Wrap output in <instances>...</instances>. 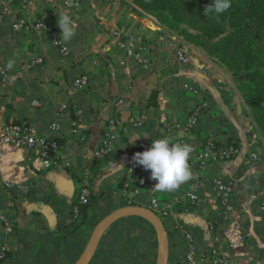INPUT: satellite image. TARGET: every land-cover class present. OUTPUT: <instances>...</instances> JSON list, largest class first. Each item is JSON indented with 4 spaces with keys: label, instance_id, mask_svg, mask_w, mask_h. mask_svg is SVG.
<instances>
[{
    "label": "crops",
    "instance_id": "obj_1",
    "mask_svg": "<svg viewBox=\"0 0 264 264\" xmlns=\"http://www.w3.org/2000/svg\"><path fill=\"white\" fill-rule=\"evenodd\" d=\"M100 2L101 12L95 18L94 8ZM60 5L61 0H33L28 8L17 5L0 29V63L14 60L12 70L21 75L13 86L0 85V126L9 121L26 122L38 134H45L57 122L55 132L64 160L62 166L47 168L36 152L0 143V202L14 226L8 235L10 249L0 264H77L95 227L111 212L129 205L147 207L153 197L170 202L191 187L199 192V200L187 211L176 208L177 215L167 219L169 264H176L188 250L175 221L194 233L200 252L216 249L229 264H264V177L260 175L264 165L249 158V153L260 147L257 134L247 129L250 108L223 67L200 48H195L193 61L184 64L163 43L160 52L153 53L150 72L133 61L120 66L123 55L114 47L110 26L117 22L126 26L133 12L127 3L114 0H83L80 9L69 12L79 28L67 42L71 48L68 58L61 55L51 35L12 28L17 17L25 16L32 23L45 11H51L50 18L58 26L64 10ZM106 17L111 23L106 24ZM58 31L61 35L60 27ZM149 35L152 32H144L147 42ZM83 73L90 75L89 85L72 92L74 79ZM187 82L196 90L185 89ZM154 93L156 104L150 102ZM206 101L204 114L193 130L177 127L190 110ZM64 104L68 107L62 110ZM141 114L147 119L137 126L134 120ZM111 119L116 121L117 135L113 152L105 159H95L94 151ZM78 126L80 132L75 133ZM81 134H86V140ZM229 136L237 139L239 154L201 169L196 161L204 144L209 139L222 140L221 146L231 144ZM162 137L189 143L195 149L189 161L192 178L170 192L157 191L150 170L133 159ZM86 167L92 175L94 199L83 212V223L77 225L73 206ZM217 176L236 180L233 216L225 217L214 198ZM6 183L27 185L30 192L23 194L7 188ZM140 225L131 220L122 233L123 222H113L89 264H153L149 244L145 251L144 243L136 239L135 229L149 239V227ZM4 236L0 221V240Z\"/></svg>",
    "mask_w": 264,
    "mask_h": 264
},
{
    "label": "built area",
    "instance_id": "obj_2",
    "mask_svg": "<svg viewBox=\"0 0 264 264\" xmlns=\"http://www.w3.org/2000/svg\"><path fill=\"white\" fill-rule=\"evenodd\" d=\"M33 4V0H3L0 3V29L4 24L5 19L13 12L15 6H21L22 8H28ZM82 5V0H62V6L67 10L79 9ZM144 13V12H143ZM151 19L154 20L155 25L149 28L153 29L152 35H149V44L153 43V48L157 45L168 46L176 58L184 63L189 64L193 61L192 53L189 51L191 47L189 43L185 41L177 32L165 28L155 17L145 13ZM51 11H45L36 17V20L32 23L28 22L25 16L17 17L12 23L14 30L28 29L34 32H44L51 35L55 43L60 48V53L64 58H68L71 55V48L68 43L64 42L60 37V33L57 28L50 21ZM126 30L122 28L113 29L114 47L117 51L121 52L123 57L119 58L120 66H128L130 61L140 66L144 70H148L151 66L153 59V50L146 44V40L139 41L137 36L132 30L124 35ZM164 34H162V32ZM21 77L18 70H9L6 62L0 63V85L13 86ZM90 75L83 73L77 76L72 84V92L86 88L90 83ZM184 88L187 90H196V88L189 82L184 84ZM120 103L123 100L119 101ZM208 105L207 101L198 104L187 115L185 122L177 127L180 129L193 130L198 124L199 120L204 114V109ZM68 106L64 104L62 110ZM147 119L146 114L137 116L134 120L135 125L142 126ZM253 126L256 127L255 122L248 126V130H252ZM59 124L53 123L50 125L49 131L45 134H38L37 131L26 122H13L9 121L0 126V143L2 144H14L24 147L28 150L34 151L40 156L47 168L59 167L64 164L62 157V145L57 137L56 130ZM253 131V130H252ZM74 132H80L79 126L74 128ZM86 134H81V139L86 140ZM116 135V121L110 120L105 133L99 143L98 147L94 151L95 159L107 158L114 149ZM239 154V148L233 144H226L224 146H218L215 139H209L202 147L200 154L197 158V165L201 169H206L210 162L213 161H227ZM250 160L264 164V147L253 150L249 153ZM136 169L133 168L132 172L135 173ZM92 175L90 170L86 167L82 172L81 189L77 196L76 204L73 206V216L77 218L80 214V208L83 205L90 203L92 198L91 179ZM7 188H12L15 191L23 194H28L30 188L23 184H5ZM235 188L236 180L225 179L217 176L213 180V195L218 201L223 215L229 217L236 212L235 205ZM200 198L199 192L195 187L188 188L185 192L175 197L170 202H163L158 197H153L149 201L147 208L154 211L161 218H170L175 216L174 211L176 208L181 207L184 211L188 210L191 204L196 203ZM261 209L264 211V202L261 204ZM74 218V219H75ZM0 221L4 224L5 234L0 240V259H5L10 249V241L8 235L14 232L13 219L11 215L3 209L0 202ZM175 228L178 229L184 237L188 245V250L178 260L176 264H229V261L224 257H221L217 250L214 249L210 253H203L198 250L196 238L193 232L184 227L183 224L176 221Z\"/></svg>",
    "mask_w": 264,
    "mask_h": 264
},
{
    "label": "trees",
    "instance_id": "obj_3",
    "mask_svg": "<svg viewBox=\"0 0 264 264\" xmlns=\"http://www.w3.org/2000/svg\"><path fill=\"white\" fill-rule=\"evenodd\" d=\"M131 1L144 11L157 16L170 30H179L187 42L196 45L209 56L223 63L228 70L237 76L236 79L243 76V79H240L241 94L251 109L250 125L252 122L256 124V127L253 126V131L257 134L255 140L260 148H263L264 0H231L229 10L218 18L204 13V9L213 0ZM156 97V93H154L150 101L152 104H156ZM228 140L229 143L238 147V141L233 136H229ZM222 142V140H216L218 146H221ZM260 175L264 177V166ZM93 199L92 197L90 203L80 208V214L74 220L75 224L83 223V212L86 208H90ZM119 220L123 222L122 233H126L131 220L140 222L141 227L149 226V239L147 236L143 238V241L138 239V236L136 239L143 242L146 247L148 244L151 246L152 241L157 246L156 232L146 219L139 216H128ZM163 220L166 228H170L167 219L164 218ZM135 232L139 233V230L135 229ZM135 232L133 231V233Z\"/></svg>",
    "mask_w": 264,
    "mask_h": 264
},
{
    "label": "clouds",
    "instance_id": "obj_4",
    "mask_svg": "<svg viewBox=\"0 0 264 264\" xmlns=\"http://www.w3.org/2000/svg\"><path fill=\"white\" fill-rule=\"evenodd\" d=\"M231 7V0H213L205 9V14L219 17ZM61 29L60 37L69 42L76 35L79 24L72 15L62 10L58 20ZM14 60H9L7 68L11 70ZM194 147L186 142L173 143L168 137L154 139L150 148L137 152L133 159L138 165L150 170L151 178L157 183L154 188L160 192H170L178 189L181 184L192 178L190 157Z\"/></svg>",
    "mask_w": 264,
    "mask_h": 264
},
{
    "label": "water",
    "instance_id": "obj_5",
    "mask_svg": "<svg viewBox=\"0 0 264 264\" xmlns=\"http://www.w3.org/2000/svg\"><path fill=\"white\" fill-rule=\"evenodd\" d=\"M128 216H139L146 219L154 228L158 244V259L156 264H169L171 255V244L169 232L165 226L163 218L157 215L151 209L139 206L129 205L116 209L102 219L95 227L91 238L77 264H89L94 251L106 229L116 220Z\"/></svg>",
    "mask_w": 264,
    "mask_h": 264
},
{
    "label": "rangeland",
    "instance_id": "obj_6",
    "mask_svg": "<svg viewBox=\"0 0 264 264\" xmlns=\"http://www.w3.org/2000/svg\"><path fill=\"white\" fill-rule=\"evenodd\" d=\"M115 2H118V3H127L129 6H130V8H129V10L131 11V12H133L132 14L133 15H131V19H129L128 18V16H127V18L129 19V23L128 24H126V26H120V24L117 22V23H111L110 22V20H111V18L110 17H106V18H108L107 20H108V23H106V24H109V23H111V26H110V29H112L111 30V32H113V29H115V28H122V29H124V30H126V29H128V28H132V29H130V30H132L133 31V33L137 36V39L139 40V41H144V40H146L147 41V38H143V36H144V32H150V31H153V29H150L149 28V24H151V27H153V26H156L155 25V22H154V20L153 19H151L150 17H148V15H145V13H147V14H149V15H151V16H153V17H155L165 28H167V26L166 25H164V23H162L161 22V20L157 17V16H155L154 14H152V13H149V12H147V11H144V9H142V8H140L139 6H137L136 4H134L131 0H114ZM82 3H83V0H82ZM64 10H66L63 6H62V0H61V5H60ZM82 6V5H81ZM58 7L59 6H56V9H58ZM101 2L99 3V5H96V8H94V11L95 12H93V17L95 16V18H97V16L98 15H100L99 13L101 12ZM61 8V9H62ZM81 8V7H80ZM79 8V9H80ZM75 10H78V9H75ZM57 11V10H56ZM55 11V12H56ZM67 12H71V11H74V10H69V9H67L66 10ZM144 12V13H143ZM110 15V14H109ZM123 17V16H122ZM94 18V19H95ZM53 20V18H50V21H51V23L56 27V28H59V26H57V24L55 23V21H52ZM123 20H125L124 18L122 19V20H118V21H123ZM91 21H93V20H91ZM142 22L143 23V26H144V28H142L141 27V25L138 27L137 25H138V22ZM131 26V27H130ZM146 27V28H145ZM134 29V30H133ZM146 29V30H145ZM169 29V28H168ZM173 31H175V32H177L181 37H183L184 38V36L181 34V32L179 31V30H176V29H174ZM129 32V30H126L125 32H124V35H126L127 33ZM162 32V31H161ZM60 33V32H59ZM162 34H164L163 32H162ZM112 37H113V34H112ZM185 39V38H184ZM185 41L187 42V40L185 39ZM187 43H189V42H187ZM146 44H147V46H148V53H149V45H150V48L153 50V53H155V54H158L160 51V46L159 45H157L156 47H155V49L153 48V43H150L149 44V41L148 42H146ZM189 44H191L190 46L191 47H189V51H190V53H192V56H193V58H194V55H195V48L196 49H198L199 47H197L196 45H194V44H192V43H189ZM163 45H161V47H162ZM215 62H217L218 64H220L222 67H223V69L225 70V72L228 74V76H229V78L232 80V82H233V84H234V86H236L239 90H240V85H241V83H240V79L242 80L243 79V76H240L239 78L240 79H236V77L237 76H235L234 75V73L233 72H231L230 70H228L224 65H223V63H221L219 60H217V59H215V58H213V57H211ZM153 60V59H152ZM152 63H153V61H152ZM152 63H151V65H152ZM151 69V66H150V68L148 69L149 70V72L151 71L150 70ZM240 92H241V90H240ZM246 104H247V102H246ZM248 105V104H247ZM251 110V109H250ZM249 131H251V130H249ZM264 163V162H263ZM260 164V163H259ZM262 165H264V164H262ZM160 199V198H159ZM161 200V199H160ZM162 201V200H161ZM164 202V201H163ZM177 209L174 211V215L176 216L177 214ZM175 216H173V217H175ZM166 219H168V218H166ZM176 222V221H175ZM149 227V226H148ZM174 227H175V224H174ZM136 234H138V239H140V240H142L143 241V233H138V232H136ZM142 244H143V242H142ZM154 244V245H153ZM153 247L151 248V247H149V256H152V260L154 261L153 262V264H156V262H157V259H158V245L156 246L155 245V242H153ZM149 246H150V244H149ZM152 249V250H151ZM145 251H147V248H146V246H145ZM137 252H141V251H139V249L137 248ZM138 254V253H137Z\"/></svg>",
    "mask_w": 264,
    "mask_h": 264
}]
</instances>
